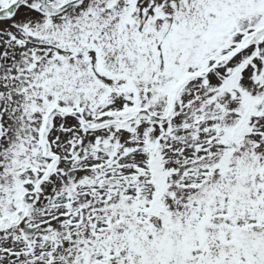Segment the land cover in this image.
<instances>
[{
  "label": "snow or ice",
  "instance_id": "snow-or-ice-1",
  "mask_svg": "<svg viewBox=\"0 0 264 264\" xmlns=\"http://www.w3.org/2000/svg\"><path fill=\"white\" fill-rule=\"evenodd\" d=\"M0 264H264V0H0Z\"/></svg>",
  "mask_w": 264,
  "mask_h": 264
}]
</instances>
